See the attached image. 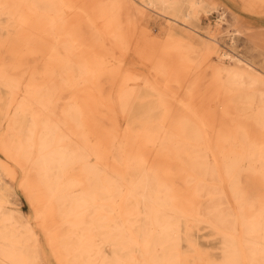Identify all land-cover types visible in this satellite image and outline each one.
Instances as JSON below:
<instances>
[{
  "label": "bare ground",
  "instance_id": "1",
  "mask_svg": "<svg viewBox=\"0 0 264 264\" xmlns=\"http://www.w3.org/2000/svg\"><path fill=\"white\" fill-rule=\"evenodd\" d=\"M225 18L217 0H0V264L47 263L17 172L59 264H264V65L235 47L264 34L220 49Z\"/></svg>",
  "mask_w": 264,
  "mask_h": 264
},
{
  "label": "rangeland",
  "instance_id": "2",
  "mask_svg": "<svg viewBox=\"0 0 264 264\" xmlns=\"http://www.w3.org/2000/svg\"><path fill=\"white\" fill-rule=\"evenodd\" d=\"M221 4V9L225 13V23L222 25L221 32L219 33V42L216 46L220 49L229 48L232 44V39L228 35L230 28H237L241 30H252L255 32H262L264 34V12L256 9L249 3L248 0H217ZM144 19H142L143 30H146L150 36H155L157 40H163L166 35V20L162 18L154 10H145ZM218 15L213 14L210 17L204 18L200 24L201 34H206L207 30L211 27H215L217 23ZM264 42V37H263ZM235 47L237 51L248 56L250 59L257 61L264 65V48H258L253 42H251L244 34H239L235 39ZM4 157L3 152L0 150V158ZM17 179L12 180L10 176H6V180L16 188L17 201L16 206L25 213V215L31 220L35 228L39 231L41 237V243L45 255L47 257L46 264H59L49 239L42 229L39 220L37 219V208L30 201L29 197L23 190L20 180L22 179V173L17 172ZM203 213L206 216L213 215L212 204L205 203L203 205ZM232 223V219L228 218L226 224Z\"/></svg>",
  "mask_w": 264,
  "mask_h": 264
}]
</instances>
